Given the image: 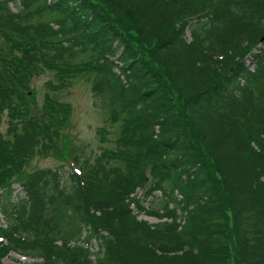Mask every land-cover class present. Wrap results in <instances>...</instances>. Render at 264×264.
Masks as SVG:
<instances>
[{
	"label": "trees",
	"instance_id": "obj_1",
	"mask_svg": "<svg viewBox=\"0 0 264 264\" xmlns=\"http://www.w3.org/2000/svg\"><path fill=\"white\" fill-rule=\"evenodd\" d=\"M0 42V264L10 251L27 264H228V211L236 264H264V0H0ZM64 54L85 57L75 69L93 72L119 123L115 149L74 158L66 177L27 173L57 151L68 109L45 94L33 110L29 82L68 70Z\"/></svg>",
	"mask_w": 264,
	"mask_h": 264
},
{
	"label": "rangeland",
	"instance_id": "obj_2",
	"mask_svg": "<svg viewBox=\"0 0 264 264\" xmlns=\"http://www.w3.org/2000/svg\"><path fill=\"white\" fill-rule=\"evenodd\" d=\"M12 4V3H11ZM11 11L16 12L17 6L14 4L9 5ZM125 17V16H122ZM132 18V16H130ZM134 18V17H133ZM29 23H33L34 19L28 20ZM185 36L189 35L188 31L185 32ZM2 47V43L0 42ZM5 45H3L4 47ZM77 53L75 55H79ZM68 54L63 55V59L67 60ZM85 60V57H75L74 59L67 60L70 66L68 70L61 73H57L56 70L51 69L36 72L30 79L29 90L31 93L32 102L30 98L26 97V101L33 110H37L45 103V94L54 96L59 102L64 103L68 109L66 118L63 121L64 126L60 131L59 139L57 144L54 143V147L57 150L53 153L43 155L36 153L27 163H25V172H31L37 168H57L60 169L61 173L66 177L67 173H70L71 168H75L74 158L82 160L87 158L93 160L97 154L100 153L101 149H115L116 140L119 135V123L112 122L109 119V111L106 105L102 104L92 92V79L93 72L91 71H78L75 69L77 65ZM249 58L245 61L249 62ZM63 69H60L62 71ZM51 83V86H47V82ZM174 99L182 104V101L178 99L176 93L172 90ZM44 110V108H43ZM61 114V113H60ZM7 117L1 116L0 118V133L6 136L8 129ZM63 166V167H62ZM75 170V169H74ZM13 185L15 193H22L21 188L18 184ZM167 185V182H164ZM154 197L144 196V190L138 188L136 192V198L141 199L143 205H153L155 207H161L164 202V194L159 191H153ZM137 210L134 209V212ZM228 217L230 219L229 226L233 225V231H229V258L228 264H236L239 258V247L238 237L236 234L235 225L233 224V216L228 211ZM144 214H138L139 219H144ZM151 222L158 221V217H146ZM165 218H163L164 220ZM7 224L6 219L0 215V226ZM60 242V241H59ZM75 242L70 241V245ZM91 243L87 247L91 253L89 256L93 259L97 250L98 243L93 238L89 242ZM80 244L86 245L85 242ZM34 259L25 257L10 251L2 258V262L5 264H27L32 262ZM36 262H41V259H35Z\"/></svg>",
	"mask_w": 264,
	"mask_h": 264
}]
</instances>
